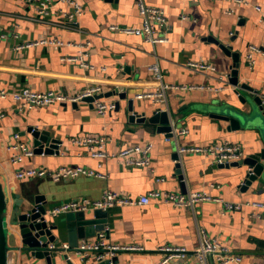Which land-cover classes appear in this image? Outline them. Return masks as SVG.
<instances>
[{"label":"crops","instance_id":"1","mask_svg":"<svg viewBox=\"0 0 264 264\" xmlns=\"http://www.w3.org/2000/svg\"><path fill=\"white\" fill-rule=\"evenodd\" d=\"M40 1L0 0V89L30 88L72 94L100 85L107 93L122 85L126 86L128 98L134 99L133 112H145L147 119L131 120L128 99H119L117 95L101 97L113 100L115 105L117 100L120 102L118 109L115 107L105 115L98 113L90 100L20 108L10 95L0 97V111L4 114L0 118V178L5 179L10 190L21 196L42 194L49 209L75 199H99L107 193L137 200L154 189L161 194L207 191L228 202L264 201V189H241L243 174L238 167H218L203 154L178 151L179 146L205 147L230 142L240 144L241 157H245L259 148L261 138L255 130H229L228 123L212 117L211 112L217 108V101L230 99L242 106L239 93L250 96L245 88L231 84L228 76L235 62L219 41L240 54L239 84H248L264 99V0H145L167 13L165 43H152L142 36L112 28L142 26L136 0H77L83 13L72 19L68 16L72 10L68 3L56 2L45 14L39 7ZM44 37L58 38L65 45L35 44L20 51L15 48L21 42ZM252 45L258 46L259 51L251 65L247 54ZM79 55H83L88 66L68 60ZM191 61L210 62L215 69L195 71L188 65ZM155 63L161 67L164 81L172 86L163 102L136 97L140 92L156 90L158 83L148 70ZM199 86L204 89H198ZM158 107L173 116L172 136L160 131L159 123L148 120ZM31 127L46 130L62 140L60 154L35 153ZM182 129L188 131L176 136L175 132ZM16 134L32 150V155H26L19 164L10 161L8 149L17 140ZM91 134L108 137L109 156L93 157L85 145L74 142ZM132 143L152 144L148 167L129 166L118 158L117 152ZM175 153L180 157L184 181L176 173ZM61 166H83L93 170L94 175L60 180L15 175L30 167L55 170ZM223 201H199L193 207L177 206L161 198L144 204L116 203L106 209L105 230L79 239V243L96 241L105 233L111 244L140 248L119 251L115 264H158L163 258L161 246L178 245L193 250L200 246L205 234L242 255L240 262L230 264H264V214L247 204L229 211ZM60 242L68 243V238L64 236ZM20 261L42 264L25 252ZM194 261L195 256L191 255L185 260L174 259L171 264ZM207 264H213L211 258Z\"/></svg>","mask_w":264,"mask_h":264},{"label":"built area","instance_id":"2","mask_svg":"<svg viewBox=\"0 0 264 264\" xmlns=\"http://www.w3.org/2000/svg\"><path fill=\"white\" fill-rule=\"evenodd\" d=\"M140 13L143 17V24L141 27L125 26L120 27L113 25L112 28L129 33L136 34L144 37L147 41L152 43H165L168 41L167 29L168 20L167 13L164 9L148 5L145 0H136ZM239 3H247V0H229ZM56 2L68 3L72 10L68 13V16L77 18L83 13V6L77 0H41L39 7L41 12L45 14L54 7ZM260 10L259 7H257ZM35 44H47V45H65L63 40L55 37H44L35 42H21L16 45V50L31 47ZM67 44H69L67 42ZM259 51L258 46L252 45L250 51L247 54V60L252 65L255 61L254 55ZM68 60L79 61L83 66L89 64L85 61L83 55L77 56V58H68ZM189 67L195 71H213L215 67L210 62L191 61L188 63ZM148 70L153 74L158 86L155 91L140 92L136 95L140 99H151L157 102H163L167 90L172 86L164 81V74L159 64H151ZM198 89H204L203 86H199ZM104 88L100 85H93L87 87L85 90L66 94L54 90L40 91L30 88H22L14 91H8L0 89V97H8L9 95L19 104L20 108H32L36 106H48L52 103H79L88 97H93L91 101L96 110L100 114H107L113 110L116 105L113 100L102 99L96 97L99 94L104 93ZM4 116L0 111V118ZM187 129L176 131V136L186 133ZM19 139V135H15V139ZM14 140L8 147L11 152L10 161L13 164H19L23 162L26 155H32V150L28 147L26 142ZM108 137L104 134H91L85 138L75 139L74 142L80 145H85L89 154L93 157H107L110 152L107 150ZM151 149L152 144L147 143L140 145L136 143L129 144L122 147L118 152V158L129 166L145 167L149 166L151 162ZM178 151L182 154L184 152L200 153L206 157L212 159L214 164H225L233 161H237L243 154V149L240 144H233L230 142H217L211 146H179ZM81 174L94 175L93 170H88L83 166H61L55 170L47 168L30 167L26 169L18 170L15 175L17 178H26L33 176H51L55 180H60L64 177L79 176ZM152 198L163 199L164 202H170L177 206H190L193 207L195 203L199 201L214 200L223 201L220 197H213L207 191H195L187 194H181L177 192H167L161 194L157 189L152 190L147 195L140 196L137 200H133L131 197L121 196L116 193H107L99 199H75L71 201L61 202L48 210L51 216H59L72 211H87L92 209H108L116 203L120 204H132L148 203ZM225 209L234 211L240 209L243 205L247 204L259 210V214H264V201H252V202H228L223 201ZM49 248L69 251L77 255L83 261L101 262L110 259L117 255L122 250H134L140 249L138 246L111 244L105 239V233L100 235V238L96 241L84 240L75 248H71L67 242H52L49 244ZM163 253V258L158 264H171L174 259L185 260L188 256L194 255L195 261L191 264H207L208 259L211 258L213 264H230L232 262H240L242 255L236 254L230 251L228 246L219 241L218 239H210L205 234L202 236L200 246L191 250L185 246L178 245H164L159 248Z\"/></svg>","mask_w":264,"mask_h":264},{"label":"water","instance_id":"3","mask_svg":"<svg viewBox=\"0 0 264 264\" xmlns=\"http://www.w3.org/2000/svg\"><path fill=\"white\" fill-rule=\"evenodd\" d=\"M217 42V41H216ZM220 47L229 56L233 57L234 68L229 74L231 84L241 86L250 92V96L239 93L242 106H237L230 99L217 101V108L211 112L212 117L227 122L229 130L240 128L255 130L261 141L248 156L241 157L237 161L225 164H215L218 167H238L243 174L241 189H264V99L257 90L246 83L239 84L240 54L233 48L219 41ZM117 95L119 99H128L131 120L145 121V112H133V98H128L126 86H118L114 90L99 94ZM93 97L86 100L92 101ZM247 106V107H246ZM117 109L120 102H116ZM245 107V108H244ZM150 122L159 123L158 129L167 136L173 135L175 121L171 112L156 108L148 118ZM31 133V145L35 153L60 154L62 140L52 137L46 130L35 127L29 129ZM176 173L180 180L184 181L181 169L180 157L175 153ZM0 178V264H21L20 257L23 252L35 257L42 264H115L117 256L101 262L83 261L77 255L60 248L51 249L49 244L59 243L66 236L71 248L79 245V239L89 238L98 231L105 230L108 222V211L93 209L92 211H72L63 215L51 216L46 197L42 194L21 196L10 190ZM184 185V183H182ZM184 187V186H183ZM9 202H12L9 208ZM98 232V233H99Z\"/></svg>","mask_w":264,"mask_h":264}]
</instances>
